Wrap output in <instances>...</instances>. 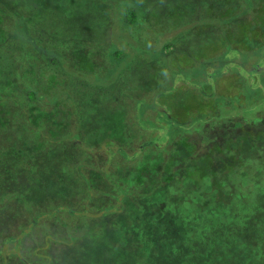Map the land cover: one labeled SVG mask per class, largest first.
<instances>
[{
	"label": "trees",
	"instance_id": "obj_1",
	"mask_svg": "<svg viewBox=\"0 0 264 264\" xmlns=\"http://www.w3.org/2000/svg\"><path fill=\"white\" fill-rule=\"evenodd\" d=\"M175 1L189 16L205 2L0 0V264H264V199L245 204L236 177L263 164L264 125L223 142L205 127L264 123V0H207L226 7L163 29L157 8ZM238 18L237 32L210 37ZM196 36L204 56L181 49ZM131 116L139 136L126 134ZM67 151L79 177L96 172L109 189L3 220L23 198L4 177L42 175ZM115 156L143 173L109 177Z\"/></svg>",
	"mask_w": 264,
	"mask_h": 264
},
{
	"label": "rangeland",
	"instance_id": "obj_2",
	"mask_svg": "<svg viewBox=\"0 0 264 264\" xmlns=\"http://www.w3.org/2000/svg\"><path fill=\"white\" fill-rule=\"evenodd\" d=\"M205 1L202 4H199L196 6V14L194 16H189L188 14L185 13L183 10L182 6H179V2H167L163 4L162 6L158 7L157 10L158 12L165 14V16H162L160 18L159 23L163 26L162 28L165 29V26H169L172 24H182V22L188 20V19H203L204 16H208V8L212 6V4L208 3L207 0H202ZM188 2V1H185ZM182 2V3H185ZM209 4V5H208ZM216 5L218 6L217 8ZM226 7V3L224 2H217L215 5L212 6V9H215V13L219 11L218 13L222 12ZM185 15V16H184ZM249 16V15H248ZM205 18V17H204ZM240 18H238L236 21H234L231 24H226L223 26V28H210L208 29V33L211 36L213 35H219L221 30H226L227 25L233 26L235 31H238L237 24L240 22ZM81 28V26L78 24L76 25ZM196 32V31H195ZM193 36V34H190ZM197 38L195 40L196 47L194 48L192 45H190L189 42H184L182 41L181 44V49H184V51H196L197 55L204 56L205 53L201 52L199 50V37L196 36ZM192 49V50H191ZM147 77V76H146ZM138 92H141L143 95V91L139 88H136ZM135 91V92H137ZM145 96V95H144ZM257 111V113H259ZM230 113V109L227 111H223V116L224 117H229L228 115ZM262 115L264 117V113L261 114L259 113L258 116ZM97 116V115H95ZM93 116V117H95ZM133 116L125 118L127 125L126 127V134L129 135L131 134L132 136H139V131L138 128L134 125L132 122ZM222 117V118H224ZM99 119L102 121V115H100ZM94 118L92 119L93 122ZM147 120V117H146ZM104 121H108V117L104 118ZM103 123V122H102ZM264 123L261 121L259 122L257 119L253 121H248L245 117H235L232 119L225 118L221 120H217L212 124V122L208 123L205 127L208 128V131L212 132V136L214 137L215 140L218 141H224V138H228L230 136H236L235 134H238L239 132L242 133L243 130L245 129H252L254 127H261L263 126ZM87 134H86V139H91V136L98 137L100 139L101 137V132H102V127L100 125V131H95L91 133L90 129L87 128ZM204 131V128H203ZM202 133V130H201ZM196 137H202L204 136L203 133L202 135H195ZM210 136V135H209ZM4 137L0 135V144H2ZM92 140V139H91ZM63 149V148H61ZM117 151H114L116 153ZM66 157V158H64ZM180 157V156H179ZM117 156L115 158H110V163H112L113 168H115V173H113L112 170L109 169V165H105V170H108L109 177H138L141 172L138 170L137 172L133 171L135 167L130 166V168L122 165L121 163H117ZM78 156H74L72 152L67 151V152H59L56 154H51L50 160H48L46 163H41L39 165V168L44 170V173L42 175L34 174L33 169L35 172H40L36 171L35 167L33 166L32 169V177H24L20 178L17 177V180L20 179L22 180L21 182H16L14 181L15 177H4V180L6 182V188L10 190L11 185L13 186L14 190L17 193V196L23 197L19 198L16 200V203L13 204L12 207L9 209L5 210L3 212V220L8 219L10 216H17L19 218V223H22L26 220H28V216L25 214L26 211L28 212H39L44 209H49L51 207H55L57 204H63V203H69L70 200L66 201L64 200L65 197L69 199L70 195L73 196L72 194H77V195H86L85 193L87 191H91L94 194V192L99 193L100 191L103 190H108L109 189V184H105V186H101L99 184H96L98 181H101L102 175L96 174L95 173H89V174H83L81 177L78 176V168L77 172L73 169V167L76 166ZM226 161L229 160V157H225ZM244 160V159H243ZM243 160H240L237 162L239 163L240 166L242 167V170L244 169L245 163ZM242 163V164H241ZM244 163V164H243ZM185 165V164H184ZM183 166V165H182ZM123 169L124 175H121L120 169ZM180 160L178 159L175 161V167L174 170H177L174 174V177H181V171H180ZM131 169L132 172L129 173V175H126L127 171ZM58 170L60 172H58ZM104 170V171H105ZM99 171V170H98ZM179 171V172H178ZM244 173L237 175L236 177H242L243 181V194L245 198V204L251 205L255 203L259 197H263L264 199V162L261 165L258 162L254 163H248L245 166V171L243 170ZM261 172V173H259ZM126 173V174H125ZM126 175V176H125ZM143 176V175H142ZM141 176V177H142ZM107 177V176H104ZM160 177V176H157ZM84 182V183H83ZM88 183H90L88 185ZM240 188V187H239ZM25 196V197H24ZM164 196H160L159 199H162ZM98 203L102 202L103 199H101L98 196V199H95ZM43 201V204H42ZM77 201V198L74 200V202ZM71 203V202H70ZM78 203V202H76ZM264 203L259 206L262 207ZM41 206H44L42 208ZM24 210H26L24 212ZM1 213V212H0ZM27 213V212H26ZM260 214L264 215V208L259 211ZM3 222V221H2ZM261 225H264L260 222ZM23 227V226H22ZM172 227V230L170 231L169 228ZM167 232L172 236L173 234L176 236L175 238L172 239H178L177 233L175 232V227L173 226H168ZM170 236V237H171ZM28 242V240H27ZM37 264V263H35Z\"/></svg>",
	"mask_w": 264,
	"mask_h": 264
}]
</instances>
